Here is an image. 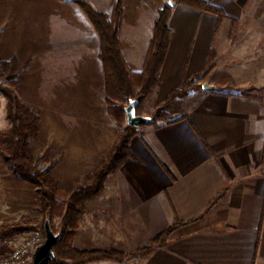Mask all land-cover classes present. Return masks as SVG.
Listing matches in <instances>:
<instances>
[{
    "label": "crops",
    "instance_id": "crops-1",
    "mask_svg": "<svg viewBox=\"0 0 264 264\" xmlns=\"http://www.w3.org/2000/svg\"><path fill=\"white\" fill-rule=\"evenodd\" d=\"M84 1L106 14L117 2ZM175 1L161 83L152 96L160 103L193 79L201 88L193 91V101L177 102L184 104L180 113L172 110L184 119L138 128L131 140L135 157L83 204L73 245L130 254L174 222L183 224L148 256L84 264H264V0H205L223 18ZM166 3L123 0L120 47L132 71L142 70ZM92 34L99 36L76 0H0L4 56L14 58L34 41H56L57 50L59 41L87 40ZM234 55L246 57L243 68L253 72L245 81L227 78ZM207 82L217 88H203ZM232 84L249 92L234 93ZM10 126L0 91V131ZM98 129H92L89 142L67 143L64 163L51 164L54 178L70 192L109 153L107 139L99 138L106 133Z\"/></svg>",
    "mask_w": 264,
    "mask_h": 264
},
{
    "label": "rangeland",
    "instance_id": "rangeland-1",
    "mask_svg": "<svg viewBox=\"0 0 264 264\" xmlns=\"http://www.w3.org/2000/svg\"><path fill=\"white\" fill-rule=\"evenodd\" d=\"M34 42L36 43L34 47L21 48L20 54L14 57L18 63L14 72L15 76L7 80L4 75H1L0 85L14 89L22 101L35 108L42 117L41 130L37 137L30 140L29 145L34 162L42 172L50 171L52 174V162L55 161L59 165L64 163L65 152L62 149L67 143H74L77 139L80 142H89L94 136L92 129L99 128L101 133H106L99 138L101 141L107 139L104 143L109 147V153L82 177L78 189L86 183V176L91 174L108 157L119 138L117 135H120L122 129L128 125L127 117L123 126H120L110 114H104L106 81L104 65L99 56L101 44L99 36L92 34L87 40L59 41L61 43L56 46L57 50L54 48V43H58L56 41L39 40ZM237 50L233 49L232 53ZM4 57L10 58L7 61L13 59V55H2L0 49V60H3ZM231 58H233V65L227 67L229 70L227 78L230 82L233 80L236 83L245 81L252 76L253 72L244 69L241 63L246 57L234 55ZM141 71L133 72L140 73ZM196 81L193 79L186 82L185 84H190L187 94L172 100L168 110L172 119L182 116L172 113V110L180 113L179 111L184 107V104L181 106L177 102L186 97H189L187 101L194 100L193 91L201 88L195 83ZM232 85L233 87L230 89L234 93L249 92L237 84ZM156 88L139 107V114L149 109L150 116H153L157 108L165 103L168 97L158 103L157 97L152 96ZM139 90L140 87H137L136 91ZM105 107L107 109L108 104ZM99 109L101 110L99 111ZM161 123L167 122L161 120L156 125ZM144 125L136 127L137 132L138 128ZM4 126H6V121ZM0 155V233L6 232L8 228H16L17 230L11 236L18 240L34 233H41L46 237L45 230H43L46 217L40 186L16 174L12 163L3 156L1 147ZM117 171L108 176L117 173ZM3 176L4 178H2ZM55 181L63 185L69 196L77 190L70 192V189L62 182L56 179ZM92 182L93 179L88 181L89 184ZM60 201L65 203L67 198H61ZM64 214L65 206H58L52 218V225L56 232L61 227ZM142 247H138L130 254H124L133 255ZM131 258L135 257L127 259ZM29 264H34L33 260ZM53 264L72 263H68L65 259L55 258Z\"/></svg>",
    "mask_w": 264,
    "mask_h": 264
},
{
    "label": "trees",
    "instance_id": "trees-1",
    "mask_svg": "<svg viewBox=\"0 0 264 264\" xmlns=\"http://www.w3.org/2000/svg\"><path fill=\"white\" fill-rule=\"evenodd\" d=\"M76 1L88 15L100 37L99 56L105 71V99L109 114L116 120L118 125L123 126L126 118L125 108L130 100L137 99L139 101L137 105L139 114V107L152 93L153 89L161 83L160 70L170 44L172 31L169 27V18L174 6L166 3L160 11L144 67L140 73H134L130 70L120 47L119 35L124 13L123 0H117L111 14L96 11L84 0ZM177 1L216 13L220 18L224 17L220 9L205 0ZM17 64L16 58L11 61L0 60V76L4 75L7 80L12 79L15 76L14 72ZM137 87H140L139 91H136ZM189 87L190 84L187 83L181 89L171 92L165 103L160 105L153 114L156 115L153 124L161 120L173 123L185 118L182 115L172 119L168 110L172 100L176 97L185 96ZM0 91L6 98L7 118L11 124L8 129L0 131V147L3 156L12 163L16 174L40 186L46 220L49 219L52 224V218L57 207L60 205L65 206L61 227L58 232L54 230L56 233L62 232V236L53 246L55 252L53 259L60 258L67 260L68 263L84 264L102 259L121 261L129 257L148 256L154 248L165 245L172 232L183 224L181 221L174 222L173 225L154 237L150 244L143 246L133 255H126L117 251L76 248L73 245V240L82 216L83 204L96 198L104 190L106 178L110 173L119 170L127 159L135 157L131 149V140L137 134V128L129 124L124 127L108 157L91 174L86 176V183L69 196L63 185L55 181L50 171L42 172L39 170L30 152V140L37 137L41 130L42 117L40 113L32 106L24 103L11 87L0 85ZM92 179L93 182L89 184L88 181ZM61 198H67V201L62 203ZM16 230V228H8L6 232L0 233V237H10ZM258 245L256 250H258ZM53 259L51 264H53Z\"/></svg>",
    "mask_w": 264,
    "mask_h": 264
},
{
    "label": "water",
    "instance_id": "water-1",
    "mask_svg": "<svg viewBox=\"0 0 264 264\" xmlns=\"http://www.w3.org/2000/svg\"><path fill=\"white\" fill-rule=\"evenodd\" d=\"M168 3L171 6L176 4L175 0H168ZM203 88L205 89H215L216 86L211 85L209 82L203 84ZM139 101L137 99L130 100L129 104L126 106V117L127 124L138 127L144 124H152L156 120V115H141L137 112V105ZM44 230L46 233L45 242L38 246L34 256L33 262L34 264H51V260L55 257V252L53 250V246L60 240L62 236V232L56 233L52 228L51 221L49 219L46 220L44 225Z\"/></svg>",
    "mask_w": 264,
    "mask_h": 264
},
{
    "label": "built area",
    "instance_id": "built-area-1",
    "mask_svg": "<svg viewBox=\"0 0 264 264\" xmlns=\"http://www.w3.org/2000/svg\"><path fill=\"white\" fill-rule=\"evenodd\" d=\"M46 240L44 234L34 233L18 240L0 237V264H29L38 246Z\"/></svg>",
    "mask_w": 264,
    "mask_h": 264
}]
</instances>
